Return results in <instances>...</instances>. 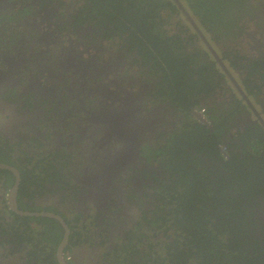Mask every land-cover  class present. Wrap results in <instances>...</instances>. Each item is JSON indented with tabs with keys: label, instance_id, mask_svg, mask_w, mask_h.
Returning a JSON list of instances; mask_svg holds the SVG:
<instances>
[{
	"label": "flooded vegetation",
	"instance_id": "af4514ba",
	"mask_svg": "<svg viewBox=\"0 0 264 264\" xmlns=\"http://www.w3.org/2000/svg\"><path fill=\"white\" fill-rule=\"evenodd\" d=\"M79 2L0 0V149L5 152L0 154V163L19 172L21 167H31L43 159L48 171L58 172L41 181L43 187L38 191L31 186L30 196L19 193L18 182L12 200L9 190L16 176L0 168V264H123L132 255L137 261L149 251L148 241L142 237L145 243L141 246L123 250L132 237L149 235L154 242L166 239L163 230L148 221L163 203L159 185L171 179L184 180L190 174L192 187L177 204L176 214L184 210L202 180V169L193 164H198L193 158L206 160L207 152L227 157L222 147L232 134L223 141L215 139L221 129L216 131V120L212 119L221 116L214 107L228 111L227 104L238 100L233 90L243 100V87L251 95L257 90L241 82L243 75L240 82L234 80L232 70L230 73L226 67V60L230 62L234 53L228 50L231 55L224 57L225 40L223 44L208 41L216 53V48H224L217 54L220 63L195 33L198 47L206 50L213 68L226 77L195 95L199 100L194 102L195 96H186L176 88L165 60L144 62L135 49L123 47L119 40L118 52L97 45L111 41L104 36V28L99 31L90 24H80L69 32L66 24L62 27L61 23L71 20L70 15L76 12L65 6L73 3L77 7ZM58 6L61 14L55 12ZM254 11L257 17L250 18L254 31L242 26L251 39L249 51L254 52L247 57L264 63V0ZM80 13L79 9L75 17ZM50 23L55 31L49 29ZM177 26L174 33L181 28ZM60 29L66 34L63 38L57 33ZM82 35L92 43H83ZM80 45L87 53L93 50L89 58L79 57ZM104 51L109 53L108 59L99 60ZM241 62L245 60L237 63ZM259 71L262 75L256 76L264 77V69L259 67ZM260 81L264 84V79ZM227 92H231L229 96ZM246 102L247 107H241L229 122L233 133L249 124L260 125L264 87L254 102L263 109ZM198 126L207 130L204 136H212L211 145L192 144L207 138L194 132ZM235 141L239 144L240 139ZM26 157H32L31 163ZM48 163L55 168H49ZM184 191L180 188L176 192L177 200ZM253 202L258 203L253 211L264 223L262 197L256 196ZM63 223L69 233L59 251L65 238ZM172 231H167V237ZM155 251L162 253V246Z\"/></svg>",
	"mask_w": 264,
	"mask_h": 264
},
{
	"label": "trees",
	"instance_id": "16d2710c",
	"mask_svg": "<svg viewBox=\"0 0 264 264\" xmlns=\"http://www.w3.org/2000/svg\"><path fill=\"white\" fill-rule=\"evenodd\" d=\"M181 3L201 30L212 41L221 44L224 40L227 42L244 33L241 23L246 18L257 17L254 11L257 0H181ZM63 4L66 3H60ZM66 6L65 9H68ZM79 9L81 16L75 17ZM175 16L182 14L174 0H81L76 12L70 15L71 20L65 23L73 28L80 24H90L99 31L104 28V36L111 41L119 40L123 47L126 45L131 50L135 49L139 59L144 62L165 60L174 76L176 88L186 96H198L226 76L213 68V62L208 61L209 54L198 47L199 38L195 33H189V24H184L180 19L177 21L179 26L182 25L179 32L168 33L166 26ZM226 42L224 47L228 45ZM191 43L194 48L189 47ZM228 50L229 47L223 52L226 58L231 55ZM238 52H233L230 64L240 67L243 75L241 82L245 86L252 84L257 89L252 95L246 88L245 92L252 99L258 100L264 87L260 83L264 77L261 76L259 67L264 69V63L244 55L239 56ZM241 59L247 60L246 63L238 64ZM257 74H261L260 78ZM169 89L171 90L170 87ZM197 96L193 97L194 102L199 100ZM227 106L228 111L214 107V111L221 117L215 116L212 119L216 120V131L221 129L219 135L214 136L215 139L223 141L228 133L232 134L227 135L228 141L224 143L227 157L219 154L215 157V152H207L206 160L197 156L193 158L198 163L193 164L202 169L201 184L195 197L177 214L176 206L183 194L192 187L193 178L189 174L183 177L184 180L173 181L170 178L172 181L169 183L162 182L159 185L157 190L163 203L157 206L148 221L161 228L166 239L160 238L154 242L149 235L132 237L123 250L132 251L137 245L141 246L145 243L142 241L143 237L148 241L149 251H144L137 261L134 258L136 256H128L123 264H210L211 260L214 261L213 264H264V223L259 222L253 211L258 203H252L256 196H260L264 204V129L257 123L231 132L229 122L236 117L235 114L241 107L247 105L238 98L236 102L230 101ZM194 132L203 136L207 130L198 126ZM181 135L185 136L184 132ZM206 136L207 134L204 137ZM210 137L212 136L202 140L198 138L199 143L192 144L211 145ZM235 138L240 139L239 144ZM214 148L212 146V150ZM0 150V154L5 153ZM180 152L185 153L182 148ZM31 159L32 157H26L30 163ZM172 162L174 161L171 160L170 163ZM43 164L44 160L41 159L31 167L19 169V193L30 196L28 190L31 186H35L37 190L34 191H38L43 187L41 181H45L49 175L58 174L54 169L48 171ZM48 165L49 168H55L50 163ZM180 188L185 191L177 200L178 196L175 194ZM57 225L59 226L58 223ZM169 230L173 231L167 237ZM58 235L61 233L56 236ZM56 242L57 239L53 240V243ZM159 245L163 251L158 255L155 249Z\"/></svg>",
	"mask_w": 264,
	"mask_h": 264
},
{
	"label": "rangeland",
	"instance_id": "374dc122",
	"mask_svg": "<svg viewBox=\"0 0 264 264\" xmlns=\"http://www.w3.org/2000/svg\"><path fill=\"white\" fill-rule=\"evenodd\" d=\"M69 1H72V0H67V2H69ZM263 0H257V5H258V3H260V2H262ZM70 4H73V3H70ZM253 4H255V2H253ZM59 12V11H58ZM178 20V16H175L173 19H172V22H171V25L170 26H168V28L169 29H171V31H172V28L175 26V22ZM241 25L242 26H244L248 31L249 30H251V31H254V22L252 21V20H250V18H246L242 23H241ZM243 31H244V29H243ZM243 35V36H242ZM241 36V38H239L238 36L234 39V40H232V41H229V42H227V44H228V47H229V50H231L232 51V53L233 52H235V51H240V52H242V53H249L250 55H254V52L253 51H249V45H250V43H251V39H250V37L249 36H247L246 34H242ZM255 36L257 37V34H255ZM64 36H62L61 38H63ZM231 42V43H230ZM97 45H99V46H103V47H108L109 49L111 48V50L112 51H120V43L118 42V41H116V40H114V41H109V43H107L106 41H102L101 43H99V44H97ZM119 48V49H118ZM222 49H224V48H222ZM222 49H220L219 50V48L217 49L216 48V51H217V54H221V51H222ZM78 50H80L79 48H78ZM93 52V50L92 49H90V53H92ZM83 56H84V58H87L88 57V54L87 53H83ZM108 56H109V53L107 52V51H104V52H102V54H100L99 55V60L101 59V57H102V59L103 60H107L108 59ZM226 63L230 66V69L232 70V75H233V78L236 80V81H238V82H240V79L242 78V73H241V70H239V71H237L236 70V68L234 67V66H232L231 64H230V62H228V60H226ZM235 72V73H234ZM110 75H108L106 78H108ZM218 88H219V86H218ZM233 90V89H232ZM233 92V94H235L236 95V91L235 90H233L232 91ZM229 93H231V92H227V95L229 96ZM238 96V95H237ZM229 102V101H228ZM255 102V100L253 99V103ZM256 103V102H255ZM255 106H257V107H260L261 109H263L262 108V106H259L258 104H256ZM256 108V107H255ZM257 111V110H256ZM258 112V111H257ZM259 113V112H258ZM260 115H261V113H259Z\"/></svg>",
	"mask_w": 264,
	"mask_h": 264
},
{
	"label": "clouds",
	"instance_id": "9594fccd",
	"mask_svg": "<svg viewBox=\"0 0 264 264\" xmlns=\"http://www.w3.org/2000/svg\"><path fill=\"white\" fill-rule=\"evenodd\" d=\"M67 7L68 8H70L69 10H74V9H76V7H75V5L74 4H68L67 5ZM61 8L62 7H59L58 6V8L57 9H55V12L56 13H59V14H61L60 13V10H61ZM59 11V12H58ZM187 12L189 13V11L187 10ZM181 14H182V16H178V20L177 21H180V19L182 20V22L185 24V23H187V24H189L191 27H190V29H189V33H191V34H193V33H196V34H198V32L195 30V28L189 23V21L185 18V16L183 15V13L181 12ZM190 14V13H189ZM191 15V14H190ZM191 17L193 18V16L191 15ZM193 20H194V18H193ZM177 21L175 22V26L172 28V31H171V29H169L168 28V26H170L171 25V23L169 22V24L166 26V28H167V31L169 32V33H173V32H175V30L178 28V26H177ZM195 21V20H194ZM67 25V26H65V28H67V27H69L70 29H69V32L71 31V30H73L74 28L69 24V23H65V22H62L61 23V26L63 27L64 25ZM195 24H196V26L199 28V30L202 32V34H203V36L206 38V40L207 41H209L210 42V44H212L211 43V39L208 37V35H206L202 30H201V28L197 25V23L195 22ZM180 27H182V25H180ZM53 29L54 31L56 30V29H54L53 27H52V25H51V23H50V25H49V29ZM192 28H193V30H192ZM57 31H59V30H57ZM57 33H59V34H62V36H66V34H63L62 33V30L60 29V32H57ZM199 35V34H198ZM200 36V35H199ZM200 38H201V36H200ZM201 40H202V38H201ZM81 41L83 42V43H85V44H91L92 42H90L89 40H88V38L87 37H85L84 35H82L81 36ZM202 42H203V40H202ZM203 44H204V42H203ZM205 45V44H204ZM202 46V45H201ZM80 50L83 48L82 47V45H80L79 47H78ZM81 52H82V55L81 56H79V57H82L83 56V53H87V52H85V51H82L81 50ZM89 53H90V49H89ZM89 53H87L88 54V57L87 58H89L90 56H89ZM238 53H240L239 54V56H245V57H247L248 55H250L249 53H243V55H242V52H238ZM217 54V53H216ZM92 56H94V55H91V57ZM218 56V55H217ZM247 58H249V57H247ZM243 59H241L240 61H242ZM246 61L247 60H245V63H246ZM223 62H224V64L226 65V63H225V60H223ZM242 63H244V62H242ZM223 64V65H224ZM225 65L223 66L224 68H228V70H229V72H230V66L229 65H226V67H225ZM226 68V69H227ZM225 69V70H226ZM241 70V69H240ZM231 73V72H230ZM232 74V73H231ZM99 76H101L102 75V73H100V74H98ZM109 74H107L105 77H107ZM235 80V79H234ZM244 88L245 87H243V90H244ZM237 94V92H236V97L237 98H239V99H242V98H240V95H238ZM244 97H245V99L246 100H248V102L250 103V104H252V105H254V103H253V99H252V97L251 96H249L246 92H245V90H244ZM243 100V99H242ZM246 100H243L244 102H245V104L247 103L246 102ZM255 106V105H254ZM245 108V107H244ZM200 112L201 113H203V110H200ZM257 112V111H256ZM261 116V115H260ZM262 118V117H261ZM263 120H264V118H262ZM222 149L224 150V151H226L227 152V150H226V148H223L222 147Z\"/></svg>",
	"mask_w": 264,
	"mask_h": 264
},
{
	"label": "water",
	"instance_id": "95a60500",
	"mask_svg": "<svg viewBox=\"0 0 264 264\" xmlns=\"http://www.w3.org/2000/svg\"><path fill=\"white\" fill-rule=\"evenodd\" d=\"M174 2L176 3V5L181 9V12L183 13V15L185 16V18L189 21V23L195 28V30L198 32V34L201 36L204 44L207 46L208 50L211 52V54L216 58L218 59V61L221 63L220 59L218 58L216 52L213 50V47L208 43V41L206 40V38L203 36L202 32L199 30V28L196 26L195 24V21L193 20V18L191 17V15L187 12V9H185V7L183 6V4L181 3V0H174ZM126 22V21H125ZM223 66V65H222ZM251 107V105H250ZM253 108V107H251ZM256 111V110H255ZM258 116L260 117V114H258ZM260 126L264 129V120L260 117ZM115 123H117V120H115ZM204 136V135H203ZM0 168H6V169H9L11 170L15 176H16V181H15V185L13 187H11V189L9 190V195H10V199H14L15 198V193H16V189H17V185H18V182H19V172L13 168V167H10V166H7L3 163H0ZM13 205H15V200L13 202ZM45 215H48V216H53V217H56L58 218L59 220L60 217L59 216H56V215H49V214H45ZM63 226L65 227V238L64 240H62L60 246H59V251L62 250V248L64 247V243H65V239L66 237L68 236V233H69V229L64 225L63 223ZM214 261L211 260L210 264H213Z\"/></svg>",
	"mask_w": 264,
	"mask_h": 264
}]
</instances>
